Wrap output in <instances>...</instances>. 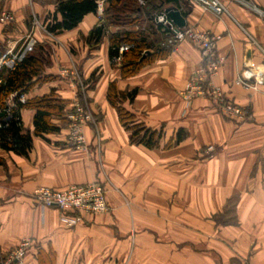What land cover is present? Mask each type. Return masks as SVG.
I'll use <instances>...</instances> for the list:
<instances>
[{"label":"crops","instance_id":"crops-1","mask_svg":"<svg viewBox=\"0 0 264 264\" xmlns=\"http://www.w3.org/2000/svg\"><path fill=\"white\" fill-rule=\"evenodd\" d=\"M57 1L0 0V14L13 18L0 22V68L8 51L15 55L19 43L35 39L49 52L43 75L49 79L35 84L25 102L55 93L70 110L80 88L61 71L76 68L87 90L81 100L95 122L84 129L82 150L69 143L64 117L51 120L59 133L42 138L34 134L36 111H21L33 143L28 156L0 148V255L30 239L24 264H41L48 256L50 264H264V83L236 84L246 68L264 64V0H221L227 13L220 17L190 0L179 7L185 28L219 37L216 55L223 64L214 81L251 113L246 121L222 115L207 99L186 106L180 93L204 62L194 44L183 42L124 79L121 67L111 65L108 37L95 50L85 41L100 21L97 13L60 35L43 29ZM127 29L150 31L152 48L168 39L154 22ZM97 70L99 80L87 83ZM113 82L120 91L138 89L125 107L163 133L159 148L131 144L108 100ZM179 132L185 139L177 143ZM93 182L105 186L110 211L86 216L73 228L62 222L59 209L33 199L40 188L61 191Z\"/></svg>","mask_w":264,"mask_h":264},{"label":"trees","instance_id":"trees-1","mask_svg":"<svg viewBox=\"0 0 264 264\" xmlns=\"http://www.w3.org/2000/svg\"><path fill=\"white\" fill-rule=\"evenodd\" d=\"M100 0H58L55 12L47 19L45 27L48 33L60 35L79 26L85 16L97 13ZM105 13L103 19L85 38L92 50L98 49L105 37L109 40V57L111 65L117 67L116 61L120 59L122 77H133L150 62L168 57L173 48L167 45H159L152 48L150 31H135L127 28L154 22V28L161 32V27L155 24V17L164 13L168 5L180 7L183 0H104ZM145 2L142 5L140 2ZM147 6H150L148 9ZM186 14V13H185ZM152 26V25H151ZM111 27L120 28L111 33ZM152 33V32H151ZM162 33V32H161ZM165 36V34H163ZM123 46L129 50L120 53ZM154 49L150 57L142 60L146 52ZM2 52L0 51V58ZM49 52L44 46H36L34 51L28 53L17 63L14 68L2 67L0 70V148L6 152L19 156H28L32 148L33 135L26 131L23 125L21 111L32 109L36 111L34 118L35 136L44 137L47 134L60 132V127L52 123V118L64 117L69 113V103L60 99L55 93L41 98L20 102V97L29 92L37 83L47 81L44 78L46 68L50 65ZM100 70L95 71L87 83L94 85L100 78ZM37 81L34 82V79ZM138 89L120 91L113 82L109 86L108 100L117 110L119 121L128 132L131 144L142 145L148 149L160 147L163 133L147 127L138 117L129 111L125 105L132 104L137 97ZM13 97L15 107L8 110V100ZM1 114H4L1 116ZM185 139V135L179 132L176 142ZM4 165V159L0 157V166ZM220 224H228L225 220ZM0 255V259H1ZM49 257V256H48ZM41 259V264H50L49 259Z\"/></svg>","mask_w":264,"mask_h":264},{"label":"built area","instance_id":"built-area-1","mask_svg":"<svg viewBox=\"0 0 264 264\" xmlns=\"http://www.w3.org/2000/svg\"><path fill=\"white\" fill-rule=\"evenodd\" d=\"M191 2L202 6L217 16L227 13V8L221 0H190ZM244 2V0H237ZM246 5H249L247 2ZM256 9V8H255ZM105 13V1H98L97 14L99 19H103ZM261 13V12H260ZM262 14V13H261ZM13 18L6 12L0 14V22L10 24ZM155 24L161 27V32L167 36V46L175 49L183 42H190L200 48L203 55V65L195 70L187 82L185 88L180 93L186 106H190L197 99H207L211 101L218 111L234 120L246 121L251 119V113L241 106L235 105L215 84V78L219 74L223 59L216 55L217 43L219 37L206 32H199L192 28L177 29L174 23L165 13L158 14L155 17ZM46 30L45 27H43ZM36 41L30 38L17 54L8 51L1 60V68L6 66L14 68L24 56L34 50ZM129 50V47L123 46L120 53ZM263 54L264 50L261 49ZM120 59L116 61L119 66ZM0 68V70H1ZM61 77L73 80L80 91L75 96V100L70 104V111L66 117L69 120L68 141L75 148L86 150L87 140L84 129L88 124L95 122L94 116L89 108L82 102L86 94V86L80 78L76 68L65 69L61 71ZM264 83V64L261 67H248L236 80V84L246 88ZM80 92V93H79ZM20 102L25 103L24 95L20 97ZM8 110L15 107L13 97L8 100ZM1 127V124H0ZM214 151L209 147L208 152ZM34 201L42 208H57L63 212L62 222L66 227L73 228L83 223L86 216L106 214L110 211L107 201V191L100 182H93L85 185L71 186L65 190L56 191L48 188H40L33 194ZM32 240L25 239L12 250L8 255L2 256L0 264H24V260L30 248Z\"/></svg>","mask_w":264,"mask_h":264},{"label":"water","instance_id":"water-1","mask_svg":"<svg viewBox=\"0 0 264 264\" xmlns=\"http://www.w3.org/2000/svg\"><path fill=\"white\" fill-rule=\"evenodd\" d=\"M165 14L168 16V18L174 23L176 28L183 29L187 26V22L185 17L183 16L181 10L174 6V5H169L165 9ZM152 53L150 51L146 52L145 55L143 56L142 60L145 59L147 56H151ZM4 114H1L3 116Z\"/></svg>","mask_w":264,"mask_h":264},{"label":"rangeland","instance_id":"rangeland-1","mask_svg":"<svg viewBox=\"0 0 264 264\" xmlns=\"http://www.w3.org/2000/svg\"><path fill=\"white\" fill-rule=\"evenodd\" d=\"M45 25V24H44ZM25 41V42H24ZM22 41L21 43H19L18 47L19 48H22L23 47V44L26 43V40ZM166 45H167V41H166ZM34 51V50H33ZM32 51V52H33ZM31 53V52H30Z\"/></svg>","mask_w":264,"mask_h":264}]
</instances>
